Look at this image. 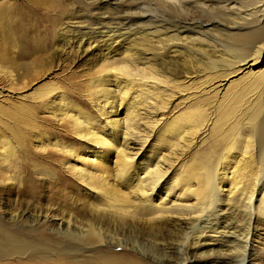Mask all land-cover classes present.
I'll return each mask as SVG.
<instances>
[{"label": "rangeland", "instance_id": "1", "mask_svg": "<svg viewBox=\"0 0 264 264\" xmlns=\"http://www.w3.org/2000/svg\"><path fill=\"white\" fill-rule=\"evenodd\" d=\"M142 1L109 0V5L107 4L97 11V16L94 14V8L86 5L87 0H63L66 14L56 18L57 22L52 32L53 41L46 51L41 55L38 54L39 56L31 55L23 58V56L18 55L17 47L13 45H10L9 48L5 47L2 37H0L1 228L26 237L41 233L58 238L57 234L50 231L52 222H59L61 219L85 222L86 219L91 218V210L101 202V199L93 194L92 189L112 188L127 193L126 188H130L132 178L120 173L114 157V148L123 144L124 139L121 138L118 131H120V125L122 127L125 121L135 119L134 130L131 128L132 133L134 132V141L126 140L127 145L123 146V151L131 159L130 165L133 171L140 173L146 164H157V168L162 174L156 195L153 198V202L157 204L161 199L162 203L166 205L181 201L179 195L183 188H186L187 185H196L194 182L191 184L192 181L190 180L189 182L186 181V178L191 177V173L199 171L196 159L206 149V146L223 144L220 142L219 136L223 133L225 135L230 133V126L226 124L230 117H227L217 127L219 130L224 129L223 131L207 132V135L213 134L214 138L211 139V136L207 137L206 135L207 138L202 140L205 141V144L199 142L204 135H201L195 126L199 116L198 110L207 103L210 104V108H213L212 110H214L215 105L218 106V104L214 105V98L211 101L205 93L193 96L196 87L200 84L199 82L198 84L196 82L189 88L190 91L186 92V97L190 100H186L182 94H172L173 90V92L167 91L170 92L168 94L167 92H152L158 94H155V99H149V103L139 104L143 98L139 99L141 96H137V98V94L134 92H128L126 96H122L120 93L108 90L115 86L114 77H112V71L108 73L104 71L103 74L101 69H105L114 61L117 62V64L114 62L115 65H118L122 59L113 57V54L118 55L124 50L128 51L129 45L133 42L131 43V39H128L108 47V41L97 34L103 30L104 33L107 32V29H101L102 25L111 29L116 25L109 19L99 17V13L105 16H114L127 8H131L133 11L137 6H140L145 9L149 8V14L158 23L167 18L168 15V17H181L182 15L169 8L170 11L161 2H151L150 7H147L148 2ZM22 2V0H0V4L3 3L6 6L13 3L20 5ZM257 2L258 0H231V4L227 7L241 17L242 20L235 18L239 22H252L255 12L261 7ZM87 4L89 3L87 2ZM199 17L204 21L220 18L218 21L224 22L221 20V14L218 15V13L215 15L202 14ZM110 22L112 24H108ZM144 23L147 25L149 22ZM74 26L78 29L71 28ZM90 26H92V32ZM69 28L70 32L62 34L63 30H69ZM214 28V25L207 24L202 30L214 33L216 31ZM83 32L90 34L88 36L90 38H88L89 40L86 39V42L85 38L82 42L80 39ZM160 34L165 35L164 32ZM160 34L158 33L159 36H161ZM133 35L132 38L135 40L137 35ZM88 41L92 42L91 47L94 46V49L89 48L88 50V46H86ZM208 44L212 46V43L208 42ZM98 52L101 55L97 54ZM154 52L155 49L149 50V53ZM188 59L180 56L173 59L174 66L168 67V70L171 68V72L159 67L156 68L169 79L181 81L180 85L184 88L186 83H183V77L195 70L193 68L195 64ZM185 60H188L189 64ZM263 61L264 56L261 59V65L253 67L252 71L263 70ZM245 75H250L248 70L237 74L229 81L232 82L233 80L234 86L243 84L242 79ZM207 76L208 74H205L204 78ZM106 85L111 87L107 88ZM226 86L217 101H221L223 108L228 109L232 107L235 96L232 95L227 100H224V96L227 92H236V90H229L233 86L229 89ZM102 87L105 89L104 92L100 90ZM133 97L134 99L137 98L136 102ZM197 97L198 99H196ZM217 101L215 102L217 103ZM103 117L105 119H102ZM108 120L116 123L112 122V124ZM132 122L134 123V121ZM114 125L119 127L116 126L117 131L113 130L112 126ZM92 128H96V135L93 138H87L86 135ZM96 141L103 144L95 145L94 142ZM241 143L244 145L245 141ZM222 148L224 149V146ZM227 149L223 161L221 160L222 162L217 166L219 177L215 176L216 186L221 191L225 190L223 192V205H220L221 209L225 211L222 210L224 212H221L220 223L216 228H219L220 231L224 222H227V228H232L233 231L237 232L239 228L235 229V227L238 226L239 221L247 223V227L250 226L252 229L251 244L253 250H251V260L246 264H264V216L258 215L256 219L252 217V221L249 220L250 223H248L246 217L243 220L232 217L228 214V210L223 208L227 204L225 200L228 193L236 181L231 176L230 171L233 167L244 168L242 171L244 177L237 179L245 183L254 173L256 162H254V158L251 159L247 155H242V152L236 147L230 148L228 146ZM195 155L197 156L195 157ZM250 189L254 191L252 195L254 198L256 195L255 188L251 187L249 191H251ZM226 208L229 209L228 206ZM22 211L26 218L22 217V219L18 216ZM32 215L45 216L48 218L47 222L33 227L32 218H30ZM164 226L166 229L159 237L161 245L165 243L171 246L178 244L179 236L182 235L185 227L182 225L178 227L176 219H168ZM211 235L212 237L215 236L213 233H208L206 236ZM209 239H205L208 242L205 241V244L208 246H204L199 252L206 254L212 251L217 257L216 264H231V261H227V259L223 262L221 258L218 259V252L221 249L217 244H220V240L213 244L210 241L213 239ZM96 248L105 249L106 247L97 245ZM111 249L118 250L114 247ZM120 250L134 254L143 264L178 263V255H171L172 261L170 263L162 262L158 255L149 252L150 250L147 247L145 249L143 244L131 252L128 248ZM199 252L197 256L201 255ZM11 258L0 259V264L53 263L52 260L36 262V260H29L28 257H23L20 260L16 257ZM64 261L67 262V260ZM233 264H237V262H233Z\"/></svg>", "mask_w": 264, "mask_h": 264}, {"label": "bare ground", "instance_id": "2", "mask_svg": "<svg viewBox=\"0 0 264 264\" xmlns=\"http://www.w3.org/2000/svg\"><path fill=\"white\" fill-rule=\"evenodd\" d=\"M22 1L20 5L0 4V37H2L5 47L9 48L10 45L17 47L18 55L23 58L41 55L53 41L52 32L57 22L56 18L66 14L65 5L63 0ZM87 2L86 5L92 6L95 10L94 14L97 15V11L101 7H105L109 0H87ZM142 2H148L147 7H150L151 2H161L167 9H173L182 15L181 17H168V15L158 23L149 14V8L145 9L140 6H137L135 10L132 9L133 11L131 8H127L114 16H105L99 13V17L109 19L116 25L113 29L102 25L101 29H107V32L104 33L103 30L97 34L108 41V47L128 39H131V43L133 42L129 45L128 51L116 53L118 55L113 54V57L122 59L118 65H115L116 61H114L105 69H101L103 74L104 71H106L105 73L112 71L115 86L108 90L120 93L122 96H126L128 92H134L137 94L136 97L143 98L139 104L149 103V99H155L154 96L158 92H173V90L172 94H182L186 100H190L186 97V92L196 82L197 84L199 82V86H195L196 92L192 91L194 92L193 96L205 93L211 101L214 98V105L218 104V106H214V110L209 107L208 103L198 110L199 116L195 126L196 130L204 135L199 142L205 144V141H202L204 138L208 136H211V139L214 138L213 134L207 135V132L223 131L224 129L219 130L217 127L227 117H230L226 121V124L230 126V133L228 132L226 135L223 133L219 136V140L223 144L208 145L203 152L201 151L202 154L198 159L195 158L198 161L199 171L191 173V177L186 178V181L190 180L191 184L194 182L196 185H187L186 188H183L179 195L181 201L166 205L162 203L161 199L157 204L153 202V198L156 195L162 174L158 170L157 164H146L140 173L133 171L130 165L131 159L123 151V146L127 143L126 140L134 141V132L132 133L131 128L135 127V119L125 121L122 127L120 125V131H118L121 138L124 139L123 144L114 148V157L120 173L132 178L130 188H126L127 193L112 188L92 189L93 194L97 195L96 197H99L101 202L91 210V218L86 219L85 222L62 219L59 222H52L50 231L57 234L58 238L41 233L26 237L0 227V259L16 257L20 260L23 257H28L29 260H36V262L52 260L51 264H143L134 254L120 250L128 248L131 252L143 244L145 249L147 247L150 250L149 252L158 255L162 262L170 263L171 255L176 254L178 255L177 264H216L217 257L212 251L206 254L199 252L204 246H208L205 244V239L210 238L213 239H209L213 244L220 240V244H217L221 249L218 252V259L221 258L222 262L227 259V261H231V264L233 262L246 264L251 260L252 229L250 226L247 227V223L239 221L238 226L235 227V229L239 228L237 232L232 228L229 230L227 222H224L220 231L219 228H216L220 223L221 212L225 211L220 206L223 205L225 190L221 191L216 186L215 176L219 177L217 166L223 161L228 146L236 147L242 152V155L254 158L256 169L245 183L237 179L244 177V173H242L244 168L233 167L232 170L230 169V174L236 181L228 193L225 200L227 204L224 202L223 208L228 210L230 216L242 220L245 217L249 221L252 217L256 219L258 215L264 216V69L252 71L253 67L261 65V59L264 56V0H258L257 3L261 7L259 6L257 12L253 13L252 22H239L242 20L241 17L227 7L231 4V0H144ZM207 13L210 15L221 14V20L224 22L218 21L220 18L204 21L199 17ZM144 22L149 23L145 25ZM207 24L214 25L216 31L209 33L202 30ZM91 27L90 31L92 32ZM71 28L75 29L76 27ZM68 32H70V28L63 30L62 34ZM161 32H164L165 35L169 34V36L165 37L160 34ZM133 34L137 35L135 40L132 38ZM88 36H90L89 32L81 33V42L84 38L85 42L86 39L89 40ZM208 42L212 43V46ZM91 43L88 41L86 45L88 50L94 47H91ZM108 47H106L107 50ZM150 49H155V52L149 53ZM179 56L189 58L188 60L195 64L193 67L195 70L191 74L185 75L180 71L185 75L183 77L185 79V81L183 79V83H186L184 88L180 85L181 81L169 79L156 68L170 71L171 68L168 70V67L174 66L172 61ZM188 60L185 61L188 63ZM101 70L99 71L101 72ZM245 70H248L250 75L243 77V84L237 83L240 85L234 86L233 80L232 82L229 80ZM205 74L208 76L204 78ZM226 84L228 85L226 86ZM109 85L105 87H111ZM225 86L227 89L233 86V89L229 90H236V92H227L224 96V100L230 99L232 95L235 96L232 107L228 109L223 108L221 101H217ZM100 90L104 92L105 89L102 87ZM137 98L133 97V100L136 102ZM109 122L116 123L115 121ZM116 126H112L113 130H116L118 127ZM95 129H89L88 133L86 132V137L93 138L96 135ZM172 129L174 130V128ZM206 135L207 137H205ZM242 141H245L244 145L241 143ZM94 144L102 145L103 143L96 141ZM221 149L223 150L219 152ZM239 155H241L240 152ZM230 186L232 185L230 184ZM251 187L255 188L254 198L252 196L254 191L251 189L249 191ZM18 216L26 218L23 211ZM30 218H32L33 227L37 224L43 225L48 219L45 216L34 215ZM168 219H176L178 227L181 225L185 227V232H180L182 234L179 236L180 241H177L178 244L174 246L168 243L161 245L159 240L166 229L164 224ZM208 233H213L215 236H206ZM206 243L208 242L206 241ZM97 245L106 248L97 249ZM113 247L118 250L111 249ZM198 252L201 255L197 256Z\"/></svg>", "mask_w": 264, "mask_h": 264}]
</instances>
